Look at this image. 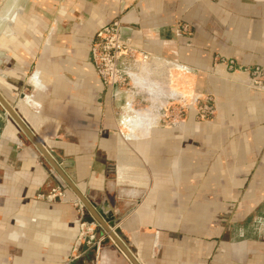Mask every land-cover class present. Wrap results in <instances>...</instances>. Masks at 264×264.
<instances>
[{
    "label": "crops",
    "instance_id": "obj_1",
    "mask_svg": "<svg viewBox=\"0 0 264 264\" xmlns=\"http://www.w3.org/2000/svg\"><path fill=\"white\" fill-rule=\"evenodd\" d=\"M116 20L153 59L112 91L90 45ZM218 57L264 65V0H0V96L73 159L84 196L135 207L117 225L121 251L99 244L98 224V245L79 240L75 193L40 197L57 185L2 104L0 264H264V92L225 80ZM204 96L212 119H167L171 101Z\"/></svg>",
    "mask_w": 264,
    "mask_h": 264
},
{
    "label": "built area",
    "instance_id": "obj_2",
    "mask_svg": "<svg viewBox=\"0 0 264 264\" xmlns=\"http://www.w3.org/2000/svg\"><path fill=\"white\" fill-rule=\"evenodd\" d=\"M181 28L185 31L188 27L183 25ZM90 56L96 76L101 80L104 87L112 91L122 90L128 87L129 78L126 69L129 64L132 62L146 63L153 59V55L150 52L137 49L133 46L131 39L122 35L119 20L102 27L94 34L90 45ZM232 64L233 62L230 61V70L233 68ZM237 73L249 76V87L264 89V66H256L251 71L247 72L238 70ZM196 101L197 99L189 103L171 101L164 108L167 113V119L170 120V123H179L185 118V115L190 109L194 111L197 120L213 118L215 114L214 107L205 103L200 105L199 108H196ZM0 106L1 108L3 107L1 103ZM2 115L6 120L11 118L4 108H2ZM65 193V189L55 186L40 197L48 201H54L55 199L65 198ZM73 205L79 216L78 239H87L88 243H92L94 241L92 229L84 221L86 208L78 197H75L73 200ZM98 243L99 241H96L94 244L92 243V245H98Z\"/></svg>",
    "mask_w": 264,
    "mask_h": 264
},
{
    "label": "water",
    "instance_id": "obj_3",
    "mask_svg": "<svg viewBox=\"0 0 264 264\" xmlns=\"http://www.w3.org/2000/svg\"><path fill=\"white\" fill-rule=\"evenodd\" d=\"M0 102L4 104V107L9 113L10 117L13 118L32 139V141L38 147H40V149H42V154L47 163L44 167L49 177L61 189H66L67 187L72 189L75 195L84 204L88 212V215L84 218V221L87 223V225L91 226L98 224L99 229L97 231V236L103 238L99 244H106L112 241L121 251L119 244L121 242L126 243V239L122 235L121 228L117 227V225L125 217H127L135 207L131 206L124 208L121 203L114 204L105 196H102L101 194L99 196V193H93L92 195L84 196L75 186L76 176L73 159L63 157L60 151L47 148L45 149L38 139H36L34 135L28 130L23 121L16 114L15 110H13L10 105L2 99L1 96ZM96 247H93L92 251H95Z\"/></svg>",
    "mask_w": 264,
    "mask_h": 264
},
{
    "label": "rangeland",
    "instance_id": "obj_4",
    "mask_svg": "<svg viewBox=\"0 0 264 264\" xmlns=\"http://www.w3.org/2000/svg\"><path fill=\"white\" fill-rule=\"evenodd\" d=\"M218 59V61H220L221 63L223 62V59H222V57H218V58H216L215 60H217ZM225 61H224V63H226V65H227V71H228V73L230 74V77H226L225 78V80H228L230 83H233V84H237V85H240V86H244V87H246V88H248V89H252V90H256V91H260V92H264V89H255V88H251V87H249L248 86V83H249V76H247V75H245V74H241V75H245L246 76V82H242L241 80H239L238 78H237V76H235V75H239L238 73H237V71L238 70H240V71H243V72H247V71H251L254 67H256V66H264V65H256V66H253V67H245V66H238V65H236L235 63H234V61L233 60H230V59H224ZM230 61H232L233 62V68H232V70H230L231 68H229V65H230ZM237 70V71H236ZM1 103V102H0ZM189 103V102H188ZM205 103H207V104H209V105H211V106H213L214 107V101H213V99L212 98H209V96L208 97H206V96H204V97H198L197 98V101H196V103H195V106H196V108H199V106L200 105H203V104H205ZM1 105H2V103H1ZM214 110H215V107H214ZM215 114H216V110H215ZM215 114H214V116H215ZM186 116V115H185ZM213 116V117H214ZM212 119V118H211ZM207 120H210L209 118H204V120H202V121H207ZM68 187L65 189V191H68ZM45 195V194H44ZM77 197V196H76ZM66 198H67V194L65 193V198H63V199H59V200H66ZM43 199H45V198H43ZM46 200V199H45ZM74 200V199H73ZM73 200H71V202H72V205H73ZM73 207L75 208V206L73 205ZM75 210H76V208H75ZM76 212H77V210H76ZM264 215V214H263ZM264 217V216H263Z\"/></svg>",
    "mask_w": 264,
    "mask_h": 264
},
{
    "label": "bare ground",
    "instance_id": "obj_5",
    "mask_svg": "<svg viewBox=\"0 0 264 264\" xmlns=\"http://www.w3.org/2000/svg\"><path fill=\"white\" fill-rule=\"evenodd\" d=\"M142 64H144V63H142Z\"/></svg>",
    "mask_w": 264,
    "mask_h": 264
}]
</instances>
